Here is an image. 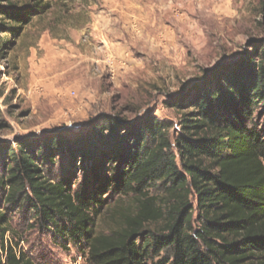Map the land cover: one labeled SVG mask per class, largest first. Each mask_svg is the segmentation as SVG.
I'll use <instances>...</instances> for the list:
<instances>
[{
  "label": "trees",
  "instance_id": "16d2710c",
  "mask_svg": "<svg viewBox=\"0 0 264 264\" xmlns=\"http://www.w3.org/2000/svg\"><path fill=\"white\" fill-rule=\"evenodd\" d=\"M21 1L0 0V32H10L1 46L11 48L48 7ZM169 105L181 116L176 125L151 112L101 114L88 130L7 145L0 264H33L4 245L13 210L85 249L90 264H264V41L206 71ZM57 163L64 174L51 178L46 167ZM114 196H132L134 208L97 233Z\"/></svg>",
  "mask_w": 264,
  "mask_h": 264
},
{
  "label": "rangeland",
  "instance_id": "374dc122",
  "mask_svg": "<svg viewBox=\"0 0 264 264\" xmlns=\"http://www.w3.org/2000/svg\"><path fill=\"white\" fill-rule=\"evenodd\" d=\"M33 10L36 0H22ZM14 44L1 46L0 173L17 140L91 129L101 114L137 119L153 113L176 125L173 97L221 62L264 41V0H41ZM1 30V29H0ZM10 36V32H0ZM11 40V39H9ZM71 178L83 173L77 167ZM60 164L46 167L51 177ZM7 192L0 187V210ZM10 207V206H9ZM132 196H114L97 233L118 227ZM5 247L33 264H90L86 250L55 237L23 211L8 214ZM1 241V239H0ZM0 243V256L6 253Z\"/></svg>",
  "mask_w": 264,
  "mask_h": 264
}]
</instances>
